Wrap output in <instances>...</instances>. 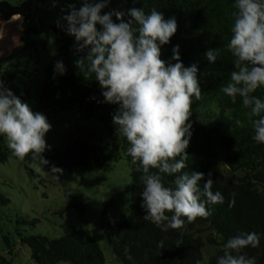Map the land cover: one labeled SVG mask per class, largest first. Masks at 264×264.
<instances>
[{"label": "trees", "instance_id": "obj_1", "mask_svg": "<svg viewBox=\"0 0 264 264\" xmlns=\"http://www.w3.org/2000/svg\"><path fill=\"white\" fill-rule=\"evenodd\" d=\"M23 1L17 0L18 4ZM69 3L79 8L82 0H57L59 9L50 15L48 23L51 30L45 35L54 39L57 49L41 69L42 80L35 88L33 102L21 94L12 69L6 68L5 64L26 49L34 48L37 44L44 46L45 40L39 33L30 32L21 37V44L7 56L0 55V84L26 101L34 112L69 110L78 106L81 116L95 117L99 123L98 142L78 139L61 148L51 147L42 153L49 161V164L42 166L70 168L74 165L87 166L93 161L105 167V161L121 157L129 162L131 195L128 213L114 232H105L108 247L122 264H200L201 250L206 244L216 247L207 264H217L227 239L241 232L261 234L259 246L243 249L242 254L254 258L256 264H264V143L253 140L252 121L257 117L249 116L250 109L243 106L242 98L237 96L233 103L221 91V87L230 82V73L235 70L234 57L227 47L232 36L235 0H110L104 9L138 7L148 14L155 8L163 12L166 19L175 17L177 32L170 38V43L161 46V59L166 63H175L171 59L172 48L179 45L183 64L190 66L195 63L198 67L202 97L199 101L193 98L190 117L192 136L186 149L188 168L185 171L203 172L205 180L211 172L214 180L212 190L220 191L225 201L223 204L208 205L212 212L208 218L198 217L182 230L167 231L144 219L146 210L141 207L140 195L144 187L140 179L142 173L136 170L137 165L132 163L127 152L129 143L116 132V126L112 123V115L118 106L102 102V89L94 74L85 78L75 64L85 52H76L75 38L56 26V20L67 13ZM208 49H217L215 62H209L206 58ZM57 60L63 61L67 71L64 75L56 74L53 79ZM253 95L264 100V88L257 89ZM77 155L89 157L78 161ZM9 156L23 163L33 176L39 178L29 167L41 165L39 159L33 160L29 154L23 161L19 160L5 144L4 137L0 136V162L6 161ZM173 180L174 176L164 177L166 186L171 185ZM200 185L203 187V181ZM233 193L235 204L229 207ZM74 206L83 214L82 204L76 202ZM161 240L164 241L163 249L157 246ZM5 241L8 245L7 238ZM21 241L29 247L31 259L36 264H57L60 261L69 264H105L98 243L84 230L72 229L56 238L26 235L21 236ZM129 255L132 260L127 259ZM0 264H12V261L0 255Z\"/></svg>", "mask_w": 264, "mask_h": 264}, {"label": "clouds", "instance_id": "obj_2", "mask_svg": "<svg viewBox=\"0 0 264 264\" xmlns=\"http://www.w3.org/2000/svg\"><path fill=\"white\" fill-rule=\"evenodd\" d=\"M50 2L53 7L57 4V0ZM109 2L82 0L79 8L69 3L67 13L56 20V26L75 38L76 52H85L75 64L85 78L94 74L102 89V102L118 106L112 123L116 132L126 138L132 163L142 173L144 219L162 231L182 230L198 217L212 215L208 205L225 201L220 191L212 190L211 172L205 180L203 172L185 171L193 98L199 101L202 97L198 67L195 63L183 64L179 45L172 48L175 63L161 59V46L170 43L177 32L175 17L166 19L155 8L148 14L138 7L104 11ZM235 8L227 45L235 70L221 91L233 103L237 96L242 98L243 106L250 109L249 116L257 117L252 121L253 140L264 143V100L253 95L264 88V0H235ZM205 56L215 62L218 51L208 49ZM66 71L62 60L55 61L53 79ZM51 129L45 114L34 112L26 101L0 84V136L6 137L13 156L23 161L31 154L41 165L49 164L42 153L51 148L45 139ZM62 172V168L52 165L49 173L58 179L55 174ZM165 175L174 176L171 185L166 186ZM234 197L235 193L229 207L234 206ZM260 240L261 234L256 232L230 237L217 264H256L242 250L258 247ZM157 246L163 249L164 241ZM127 259L133 258L129 255Z\"/></svg>", "mask_w": 264, "mask_h": 264}, {"label": "rangeland", "instance_id": "obj_3", "mask_svg": "<svg viewBox=\"0 0 264 264\" xmlns=\"http://www.w3.org/2000/svg\"><path fill=\"white\" fill-rule=\"evenodd\" d=\"M57 9V5L53 7L51 2L43 0H25L20 4L17 0H0V55L7 56L12 52L21 44L24 34L39 33L45 40L44 46L37 44L26 49L5 64L6 68L12 69L21 94L28 96L31 102L35 88L42 80L41 69L57 49L54 39L45 35L51 30L50 15ZM41 113L52 124L45 136L51 147L61 148L78 139L98 142L97 119L81 116L78 106L60 111L47 109ZM4 140L7 145L6 137ZM87 157L77 155L76 160ZM104 163L105 167L93 161L87 166H57L63 172L56 173V179L49 173L51 167L29 165L39 175L37 178L12 156L0 162V255L10 258L12 264H36L21 236L56 238L72 229H80L96 240L105 264H122L108 247L105 232H114L128 213L130 165L124 157ZM76 202L82 204L83 214L74 206ZM215 251V246L204 245L200 264H207ZM57 264L69 263L60 261Z\"/></svg>", "mask_w": 264, "mask_h": 264}]
</instances>
